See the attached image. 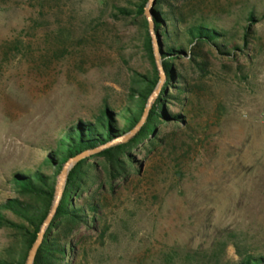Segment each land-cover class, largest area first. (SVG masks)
<instances>
[{
  "label": "rangeland",
  "instance_id": "obj_1",
  "mask_svg": "<svg viewBox=\"0 0 264 264\" xmlns=\"http://www.w3.org/2000/svg\"><path fill=\"white\" fill-rule=\"evenodd\" d=\"M136 3L0 0V205L15 197L12 175L35 171L62 132L130 105L150 66L140 31L112 13ZM182 7L238 47L250 11L259 23L243 53L211 57L205 75L180 63L190 93L168 112L183 124L158 127L153 146L133 151L138 172L94 196L98 215L71 237L68 264H207L219 244L223 263L236 250L264 257V0ZM7 243L0 231V251Z\"/></svg>",
  "mask_w": 264,
  "mask_h": 264
},
{
  "label": "trees",
  "instance_id": "obj_2",
  "mask_svg": "<svg viewBox=\"0 0 264 264\" xmlns=\"http://www.w3.org/2000/svg\"><path fill=\"white\" fill-rule=\"evenodd\" d=\"M184 1L155 0L153 32L165 82L139 132L126 143L109 146L137 126L149 97L159 83L153 41L144 16L149 0H137L134 9L113 7L114 20L128 21L140 31L141 49L149 62L150 71L133 81L129 90V106L118 113L103 107L92 121L72 125L61 133L54 149L35 171L12 175L10 182L15 197L0 205V231L8 233V243L0 251V264H25L52 206L56 179L62 167L85 152L105 147L100 153L78 162L68 173L55 216L33 262L68 264L72 256L71 237L80 228H91L98 215L94 196L106 187L112 191L115 183L127 181L134 172H138L139 162L134 160L133 151L145 142L153 146L158 127L183 124L180 114L168 112V109L181 107L185 96L190 93L186 76L179 71L180 63L185 61L197 73L205 75L211 57L233 59L237 53L247 49L254 34L253 27L259 23L254 12L247 14L242 46L238 47L213 21H186L182 7ZM43 168L51 170L53 175L43 171ZM223 247L224 244H219L214 248L207 264H229L221 261ZM236 252L239 260L234 264H264L263 256Z\"/></svg>",
  "mask_w": 264,
  "mask_h": 264
},
{
  "label": "water",
  "instance_id": "obj_3",
  "mask_svg": "<svg viewBox=\"0 0 264 264\" xmlns=\"http://www.w3.org/2000/svg\"><path fill=\"white\" fill-rule=\"evenodd\" d=\"M154 5H155V0H149L147 7L145 9V12H144V16H145V19L148 23L149 33H150L152 41H153L154 62H155L156 68H157L158 73H159V83H158V86L156 87L155 91L149 97V99L146 103L143 115L141 117V120L137 124V126L130 133H128L124 137L116 140L115 142H113L109 146L126 143L128 140H130L132 137H134L139 132V130L145 124V121L148 117L151 106L154 103L156 97L159 95L161 88L165 82V75H164V72L162 69L161 60H160L159 52H158L157 45H156L155 35L153 32L154 28H153V21H152V10H153ZM104 148L105 147L99 148V149L94 150V151L85 152V153L69 160L62 167V170L56 179V185H55V190H54V199H53L52 206H51L49 213L47 214L45 220L43 221V223L39 229V233L37 235V238H36L34 244L32 245L31 249L28 252L25 264H33V262H34L36 253H37V251H38V249H39V247L43 241L44 234H45L46 230L48 229L50 223L52 222V220L55 216L56 210L58 208L60 199L62 197L64 188L66 185L68 173L71 171V169L78 162H80L81 160L86 159L90 156H93V155L100 153Z\"/></svg>",
  "mask_w": 264,
  "mask_h": 264
},
{
  "label": "built area",
  "instance_id": "obj_4",
  "mask_svg": "<svg viewBox=\"0 0 264 264\" xmlns=\"http://www.w3.org/2000/svg\"><path fill=\"white\" fill-rule=\"evenodd\" d=\"M261 78H262L263 81H264V68H263V73H262ZM261 124L264 126V117H263L262 120H261Z\"/></svg>",
  "mask_w": 264,
  "mask_h": 264
}]
</instances>
